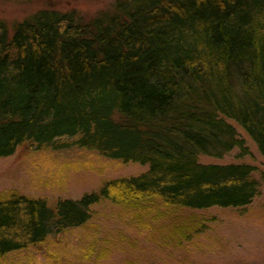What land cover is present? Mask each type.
Returning <instances> with one entry per match:
<instances>
[{
	"label": "trees",
	"instance_id": "16d2710c",
	"mask_svg": "<svg viewBox=\"0 0 264 264\" xmlns=\"http://www.w3.org/2000/svg\"><path fill=\"white\" fill-rule=\"evenodd\" d=\"M111 7L89 18L43 8L10 35L0 22V157L31 141L147 168L52 205L0 196V257L84 228L104 200L125 227L180 247L206 228L196 210L243 211L260 192L255 165L200 157L247 155V138L264 156V0Z\"/></svg>",
	"mask_w": 264,
	"mask_h": 264
},
{
	"label": "rangeland",
	"instance_id": "374dc122",
	"mask_svg": "<svg viewBox=\"0 0 264 264\" xmlns=\"http://www.w3.org/2000/svg\"><path fill=\"white\" fill-rule=\"evenodd\" d=\"M113 1L0 0V22L10 35L16 23L43 8L74 10L89 18L111 10ZM246 143L247 155L239 157L233 149L221 158L201 156L200 160L255 165L259 194L243 211L219 207L196 210L207 218L206 228L184 246L161 247L148 240L144 231L125 227L123 209L104 200L91 206L92 217L84 228L52 231L39 242L3 255L0 264H264V156L248 138ZM146 168L145 164L124 163L73 145L54 149L26 141L11 155L0 157V196L22 193L52 205L59 198L77 199L108 179L135 175ZM123 228L127 239L121 236Z\"/></svg>",
	"mask_w": 264,
	"mask_h": 264
}]
</instances>
